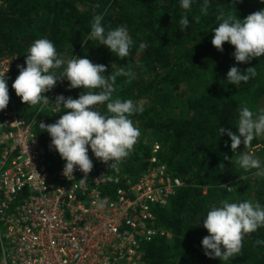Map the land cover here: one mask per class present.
I'll use <instances>...</instances> for the list:
<instances>
[{
  "label": "trees",
  "instance_id": "obj_1",
  "mask_svg": "<svg viewBox=\"0 0 264 264\" xmlns=\"http://www.w3.org/2000/svg\"><path fill=\"white\" fill-rule=\"evenodd\" d=\"M202 4L203 0H194L190 10H184L179 0H0V60L12 59L6 75L9 94L28 121L36 118L39 107L22 103L11 85L19 74L17 66H25L24 56L37 39L50 40L62 59L66 55L86 56L92 63L104 65L105 75L121 68L131 72V76L117 77L114 98L130 99L134 104L146 101L143 111L130 119L145 133L151 131L154 139L149 138L150 142L162 145L160 159L183 181L168 205L156 209L157 226L168 231L171 238L161 237L147 244L146 260L151 264H264V245L255 243L264 240V228L247 234L240 254L228 261L209 259L201 245L208 235L202 219L210 207L222 200L248 201L245 192L253 188L258 202L264 205V177L255 175L253 181L250 171L239 175L237 154L243 144L233 153L229 137H219L218 133L219 127L235 131L241 106L254 114L264 110V56L237 64L233 46L225 43L219 52L211 44V31L220 22L216 18L220 13L243 20L264 9V4L260 0H209L206 13L201 11ZM98 14L103 15L106 27H127L133 40L127 57L121 59L90 39L91 23ZM183 15H187L189 24L182 30L179 19ZM142 42L147 47L141 50ZM232 66L241 71L255 67L256 76L239 86L229 85L225 78ZM66 86L65 98L75 99L82 91L69 89L67 80ZM179 105L186 115L171 117L166 113L165 107L175 110ZM96 108L101 115H110L106 104ZM62 111L46 115L49 125L60 118ZM40 121H34L35 133L45 151L47 169L55 177L65 161L50 148V137L39 128ZM142 141L139 153L144 150L146 157L149 145ZM258 145L264 151V135L247 149ZM138 155L134 153L124 162L125 171H142Z\"/></svg>",
  "mask_w": 264,
  "mask_h": 264
},
{
  "label": "built area",
  "instance_id": "obj_2",
  "mask_svg": "<svg viewBox=\"0 0 264 264\" xmlns=\"http://www.w3.org/2000/svg\"><path fill=\"white\" fill-rule=\"evenodd\" d=\"M11 63L0 60V75L10 72ZM40 111L33 121L21 116L14 103L0 111L1 264H151L145 246L171 238L157 226L156 209L166 207L183 186L160 159L162 145L142 141L149 145L144 157L137 140L115 168L89 150L93 168L84 184L78 169L67 178L63 166L52 177L34 129L36 120L41 130L49 125ZM134 153L143 169L128 173L123 165Z\"/></svg>",
  "mask_w": 264,
  "mask_h": 264
},
{
  "label": "clouds",
  "instance_id": "obj_3",
  "mask_svg": "<svg viewBox=\"0 0 264 264\" xmlns=\"http://www.w3.org/2000/svg\"><path fill=\"white\" fill-rule=\"evenodd\" d=\"M179 2L182 9L190 10L194 0ZM235 2L238 3L239 0ZM260 3L264 4V0H260ZM208 6L209 0H203L201 11L206 13ZM216 18L220 22L211 31V44L217 51L222 52V46L225 43L230 44L234 47L232 55L237 64H247L264 56V9L249 14L243 20L231 15L225 16L223 13ZM102 21L101 14L93 17L90 39H95L99 45L105 46L111 54L114 53L121 59L127 57L133 46L127 27L122 25L113 29L106 27ZM188 24L187 15L181 16V29H186ZM146 47L147 44L143 42L139 45L141 50ZM24 57L25 66H17L19 74L11 87L21 102L29 107L38 103L48 105L50 101L45 93L51 91L61 78L68 81L69 89H82L75 99L58 96L55 104H51L62 107L63 114L54 124L46 127L43 125L51 140L50 148L65 161L63 175L72 177L74 170L78 169L84 173V178L79 183L84 184L93 168L89 150L98 161L104 164L111 161L110 168L122 163L130 155L140 135L130 117L143 111L140 103L114 98L117 77L131 76V72L121 68L115 73L105 75L106 67L92 63L86 56L73 55L64 66L65 61L57 53L53 43L45 38L35 40ZM6 75H0V111L9 103ZM255 76V67L241 71L232 66L225 81L229 85L239 86L241 82L247 83ZM104 104L110 115H101L97 110V105ZM218 133L219 137H229L233 153L241 144L247 148L255 138L264 135V110L254 114L247 106H241L235 131L219 127ZM237 156L239 168L245 172L255 170L256 176L264 177V166L257 158L246 151ZM100 207H103V202ZM202 221V227L208 233L201 241L204 255L209 259L228 261L240 254L242 241L247 234L264 228V205L247 200H222L218 205L209 208ZM255 243L264 245V240L258 239Z\"/></svg>",
  "mask_w": 264,
  "mask_h": 264
},
{
  "label": "rangeland",
  "instance_id": "obj_4",
  "mask_svg": "<svg viewBox=\"0 0 264 264\" xmlns=\"http://www.w3.org/2000/svg\"><path fill=\"white\" fill-rule=\"evenodd\" d=\"M76 57H80V56H78V55H75ZM73 58V55L72 56H69V55H66V56H64V58H63V60L65 61V64H66V62H67V60H69V59H72ZM0 69H1V67H0ZM57 85L56 86H54L53 88H52V90L51 91H49V93L47 92V98L49 99V104L48 105H41V104H36V105H34L35 107H39V109L41 110L40 111V116H42V117H45L47 114H51V112H53V110H57V111H59V110H62L63 108L62 107H54V106H52V104H55V101H56V98L58 97V96H61V95H65V90H66V80L64 79V78H61V80H59L57 83H56ZM61 84H63V87L62 86H60ZM66 86V87H65ZM173 95H178V93H176V92H174L173 93ZM146 101L145 100H139L138 101V103H140V104H142V105H144V103H145ZM262 102L263 103H261V107L262 108H264V98L262 99ZM10 103H14V104H16V101L14 102L13 100H12V98L10 97ZM52 103V104H51ZM38 109V110H39ZM165 111H166V113H168L169 115H171V117H174V116H176V117H178V116H184V115H186L187 114V111L184 109V107L182 106V105H179L175 110H174V108L173 107H170V106H168V107H165ZM256 113V112H255ZM136 127L139 129V131H140V135H139V137H138V139L140 138L141 140L143 139V142H145V143H150V140H149V138L150 139H154V137H152V135H151V131H149L148 133H145L144 131H143V129H142V127L141 126H139V125H136ZM260 137V138H259ZM259 137H257L258 139H261V136H259ZM257 138H255L253 141H252V143L254 142V141H256L257 140ZM261 141V140H260ZM252 143H251V145H252ZM248 148V147H247ZM247 148H245L244 147V145H243V147H242V149L240 150V152H243V151H246L249 155H253V157L254 158H257L260 162H261V165L262 166H264V151H261V149H262V147H260L259 145L257 146V147H253V148H251L250 149V151L247 149ZM251 150H253V152H251ZM237 159H238V157H237ZM244 170L243 169H241L240 168V172H239V175H244ZM250 172H251V174L250 173H248V174H250V177L252 178V180L254 181V176H255V174H254V172H255V170H250ZM252 185H254V182L253 183H251ZM256 189L255 188H253V190H248V192L246 191L245 192V194L246 195H248L249 196V198H248V201H250V202H253V203H255V202H258V199L255 197V195H256ZM259 203V202H258Z\"/></svg>",
  "mask_w": 264,
  "mask_h": 264
}]
</instances>
